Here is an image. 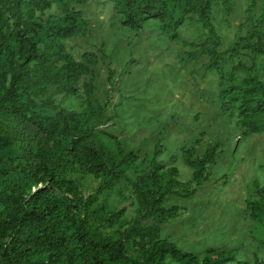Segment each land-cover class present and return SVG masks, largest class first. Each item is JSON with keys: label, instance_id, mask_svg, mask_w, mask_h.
<instances>
[{"label": "trees", "instance_id": "1", "mask_svg": "<svg viewBox=\"0 0 264 264\" xmlns=\"http://www.w3.org/2000/svg\"><path fill=\"white\" fill-rule=\"evenodd\" d=\"M87 0H74L85 3ZM222 3L228 13L231 0H117L121 22L138 29L149 18H157L160 30L171 39L186 17L196 15L211 36L214 4ZM260 2L258 16L247 33H235L227 58L250 49L264 54V0H250L244 23ZM56 7L60 13L44 14ZM80 10L71 0H0V264H230L235 252L209 247L199 260L182 251L172 241L158 238L159 225L176 216L175 206L165 208V196L182 187L175 166L164 167L157 159L160 144L153 150L149 173L131 182L139 218L152 217L151 224L139 227L138 219L130 228L137 256L126 253L119 233L105 235L99 222L97 198L114 182L126 177L137 165L133 151L124 152L116 141V156L95 143L93 120L104 107L90 102L93 80L83 83L86 108L76 112L58 106L53 115L44 112L48 101L37 102L40 85L53 84L62 91L78 95L81 78L92 75L95 58L83 54L76 60L64 40L79 31ZM211 55H220L213 49ZM237 68V66H235ZM235 67L222 71L219 66L218 98L223 109L238 103V123L244 135L264 130V80L257 75L237 84ZM32 84L39 86L30 90ZM32 95V97H31ZM260 118V120H258ZM217 153L214 147L196 156L192 147L182 150L184 163L192 178L200 183L206 166ZM81 172L100 178L95 193L83 198L70 173ZM40 185V186H39ZM257 199L247 204L249 216L264 224V186L255 182ZM195 189L182 193L190 197ZM127 236V234H126ZM258 264H264V261Z\"/></svg>", "mask_w": 264, "mask_h": 264}, {"label": "rangeland", "instance_id": "2", "mask_svg": "<svg viewBox=\"0 0 264 264\" xmlns=\"http://www.w3.org/2000/svg\"><path fill=\"white\" fill-rule=\"evenodd\" d=\"M117 0H87L71 6L80 10L79 31L65 39L66 50L78 61L83 54L95 58L92 75L78 83V95L68 94L53 84L40 85L37 102L48 101L44 112L54 114L57 107L76 112L86 108L84 82L93 80L90 102L104 107L92 122L97 133L95 143L116 156L115 143L124 152L137 155V165L126 177L113 183L95 201L99 222L105 235L119 233L126 253L134 258L132 224L152 223V217L139 218L131 182L150 171L153 150L160 144L157 157L164 167L175 166L182 187L165 196L162 206L177 208L176 216L159 225L158 238L172 241L182 251H190L200 260L209 247L230 249L235 260L230 264H258L264 261V224L249 216L247 204L257 199L254 183L264 186V130L244 135L238 103L223 109L218 98L220 74L235 67L237 84L257 75L264 80V54L241 50L227 58L234 35H245L258 16L261 3L252 9L244 23L250 0H231L227 14L222 3L211 10L215 36H211L196 15H189L171 39L160 30L157 18L147 19L138 29L121 22ZM60 13L56 7L46 11ZM216 49L220 58L211 53ZM32 84L30 90L38 87ZM32 97V95H31ZM260 120V118L258 119ZM264 121V118H262ZM192 147L196 156L207 147L217 153L206 166L204 178L197 183L192 169L183 160L182 150ZM83 198L95 193L100 178L81 172L70 173ZM40 186V185H39ZM185 189L195 192L181 196ZM127 234V236H126ZM167 264H175L168 260Z\"/></svg>", "mask_w": 264, "mask_h": 264}]
</instances>
